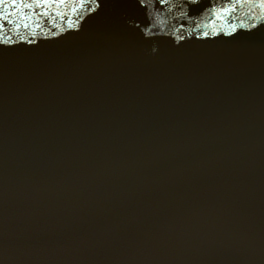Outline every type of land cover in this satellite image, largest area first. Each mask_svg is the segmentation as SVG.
Listing matches in <instances>:
<instances>
[{"label": "water", "instance_id": "95a60500", "mask_svg": "<svg viewBox=\"0 0 264 264\" xmlns=\"http://www.w3.org/2000/svg\"><path fill=\"white\" fill-rule=\"evenodd\" d=\"M0 264H264V0L0 2Z\"/></svg>", "mask_w": 264, "mask_h": 264}, {"label": "snow or ice", "instance_id": "6c2138e0", "mask_svg": "<svg viewBox=\"0 0 264 264\" xmlns=\"http://www.w3.org/2000/svg\"><path fill=\"white\" fill-rule=\"evenodd\" d=\"M0 2H3V0H0ZM13 3H15V0H13ZM206 35V34H205Z\"/></svg>", "mask_w": 264, "mask_h": 264}]
</instances>
